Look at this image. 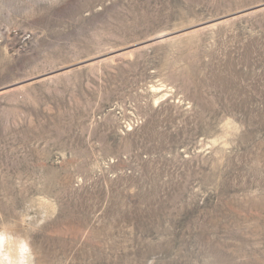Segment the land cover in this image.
Instances as JSON below:
<instances>
[{"label": "rangeland", "instance_id": "rangeland-1", "mask_svg": "<svg viewBox=\"0 0 264 264\" xmlns=\"http://www.w3.org/2000/svg\"><path fill=\"white\" fill-rule=\"evenodd\" d=\"M0 260L264 264V0H0Z\"/></svg>", "mask_w": 264, "mask_h": 264}, {"label": "clouds", "instance_id": "clouds-1", "mask_svg": "<svg viewBox=\"0 0 264 264\" xmlns=\"http://www.w3.org/2000/svg\"><path fill=\"white\" fill-rule=\"evenodd\" d=\"M5 236L0 232V242H3ZM3 258L0 264H34V254L28 242H22L19 246L15 258L9 253H3Z\"/></svg>", "mask_w": 264, "mask_h": 264}]
</instances>
